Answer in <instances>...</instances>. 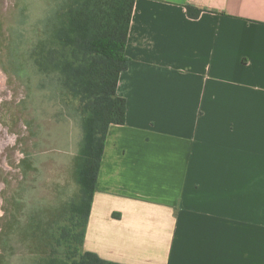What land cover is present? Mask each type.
Returning a JSON list of instances; mask_svg holds the SVG:
<instances>
[{
	"label": "crops",
	"instance_id": "0c3cea01",
	"mask_svg": "<svg viewBox=\"0 0 264 264\" xmlns=\"http://www.w3.org/2000/svg\"><path fill=\"white\" fill-rule=\"evenodd\" d=\"M125 56L83 251L264 264V0H135Z\"/></svg>",
	"mask_w": 264,
	"mask_h": 264
},
{
	"label": "trees",
	"instance_id": "16d2710c",
	"mask_svg": "<svg viewBox=\"0 0 264 264\" xmlns=\"http://www.w3.org/2000/svg\"><path fill=\"white\" fill-rule=\"evenodd\" d=\"M134 3L51 0L35 37H20L23 62L39 76L38 85L77 119L82 140L73 164L77 191L56 207L12 215L0 231L3 262L20 254L23 264H117L84 252L82 246L107 129L125 123L126 102L116 89L129 63L125 46ZM202 11L186 6L190 18Z\"/></svg>",
	"mask_w": 264,
	"mask_h": 264
},
{
	"label": "rangeland",
	"instance_id": "374dc122",
	"mask_svg": "<svg viewBox=\"0 0 264 264\" xmlns=\"http://www.w3.org/2000/svg\"><path fill=\"white\" fill-rule=\"evenodd\" d=\"M50 1L0 0V231L12 215L56 207L77 191L73 164L82 140L80 125L38 85L39 76L19 50L21 36L35 37ZM2 260L23 264L24 257Z\"/></svg>",
	"mask_w": 264,
	"mask_h": 264
}]
</instances>
